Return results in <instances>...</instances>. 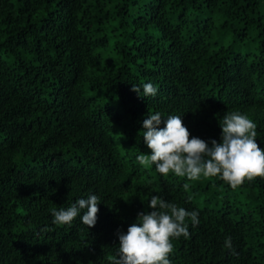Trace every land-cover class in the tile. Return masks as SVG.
Masks as SVG:
<instances>
[{"label": "trees", "instance_id": "16d2710c", "mask_svg": "<svg viewBox=\"0 0 264 264\" xmlns=\"http://www.w3.org/2000/svg\"><path fill=\"white\" fill-rule=\"evenodd\" d=\"M232 111L264 148V0H0V264H113L153 195L199 212L172 264H264V178L232 189L137 160L148 114L210 145ZM92 194L94 227L53 224Z\"/></svg>", "mask_w": 264, "mask_h": 264}, {"label": "clouds", "instance_id": "9594fccd", "mask_svg": "<svg viewBox=\"0 0 264 264\" xmlns=\"http://www.w3.org/2000/svg\"><path fill=\"white\" fill-rule=\"evenodd\" d=\"M132 91L141 96V88L132 86ZM142 92L145 97H154L157 87L145 83ZM219 127L221 141L212 140L209 145L191 136L182 116L169 115L165 119L160 112L148 114L143 121L142 139L151 154H140L137 160L145 167L155 165L161 175L174 174L189 181L219 178L232 189L256 177L264 178V148L256 140L257 124L246 114L232 111L224 114ZM183 187L187 191L189 184ZM99 205V198L92 194L78 199L67 209L52 208V222L70 225L80 216L82 223L92 228L97 223ZM149 207L152 211L138 213L137 222L126 233L118 232L119 253L113 264H172L173 241L190 236L189 219L193 227L200 223L198 211H188L157 195L151 197ZM81 210H84L82 216ZM225 247L232 249L231 237L226 238Z\"/></svg>", "mask_w": 264, "mask_h": 264}]
</instances>
